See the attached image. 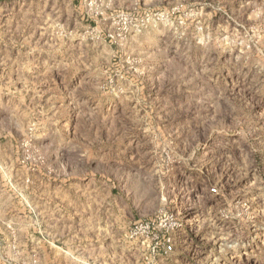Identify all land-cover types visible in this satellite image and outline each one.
<instances>
[{"label":"rangeland","instance_id":"1","mask_svg":"<svg viewBox=\"0 0 264 264\" xmlns=\"http://www.w3.org/2000/svg\"><path fill=\"white\" fill-rule=\"evenodd\" d=\"M162 213L151 264H264V0H0V264H147Z\"/></svg>","mask_w":264,"mask_h":264},{"label":"built area","instance_id":"2","mask_svg":"<svg viewBox=\"0 0 264 264\" xmlns=\"http://www.w3.org/2000/svg\"><path fill=\"white\" fill-rule=\"evenodd\" d=\"M212 193H218V188L213 186ZM165 214L154 218L136 221L129 229V236L141 242L144 248V261L147 264L155 262L160 257L171 254L176 250V243L180 242V227L177 221L167 225Z\"/></svg>","mask_w":264,"mask_h":264}]
</instances>
